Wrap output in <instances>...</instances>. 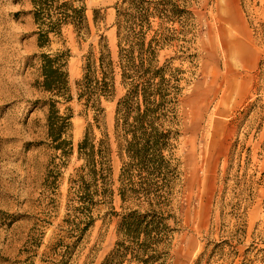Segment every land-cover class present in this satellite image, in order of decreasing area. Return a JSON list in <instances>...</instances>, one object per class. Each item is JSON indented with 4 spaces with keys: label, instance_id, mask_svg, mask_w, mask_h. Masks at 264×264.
<instances>
[{
    "label": "rangeland",
    "instance_id": "1",
    "mask_svg": "<svg viewBox=\"0 0 264 264\" xmlns=\"http://www.w3.org/2000/svg\"><path fill=\"white\" fill-rule=\"evenodd\" d=\"M122 0H85L90 35L71 27L38 49L28 0H0V264H102L117 240L122 212L117 195L120 158L114 109L123 88L101 99L96 117L76 100L75 83L86 56L104 44L116 59L115 6ZM187 14L164 24L174 40L159 53L185 71L175 156L179 179L169 213L165 264H264V0H180ZM97 12V23L92 21ZM146 41L159 27L151 19ZM176 39V40H175ZM69 51L72 100L68 134L72 153L62 157L46 137L49 94L38 87L40 53ZM192 57V58H191ZM92 124L95 142L109 147V176L98 190L93 225L80 237L71 181L82 165L77 144ZM83 225H79L81 229Z\"/></svg>",
    "mask_w": 264,
    "mask_h": 264
},
{
    "label": "trees",
    "instance_id": "2",
    "mask_svg": "<svg viewBox=\"0 0 264 264\" xmlns=\"http://www.w3.org/2000/svg\"><path fill=\"white\" fill-rule=\"evenodd\" d=\"M31 6L38 49L49 48L52 38H59L64 27H71L77 37L90 35L85 0H28ZM180 0H122L115 6L116 59L104 44L96 60L86 56L83 75L75 83L76 100L96 117L103 112L101 99L114 95L115 75L123 88L115 102L114 135L120 158L117 195L122 212L116 225L117 240L102 264H165L171 236L169 222L172 190L179 179V162L175 156L180 137L178 108L184 87L185 71L172 65L176 58L162 63L159 53L174 40L163 32L164 24L174 23L187 14ZM97 23V12H92ZM151 19L159 27L146 41ZM176 40V39H175ZM42 92L49 94L46 107V137L51 148L62 157L72 153L69 132L72 115L62 113L59 104L72 100L66 64L69 51L40 53ZM192 58V57H191ZM77 160L82 161L71 181L79 206L74 232L82 237L93 225L92 211L99 191L110 173L109 147L104 140L95 142L92 124L85 128L77 144ZM79 225H83L79 229Z\"/></svg>",
    "mask_w": 264,
    "mask_h": 264
}]
</instances>
